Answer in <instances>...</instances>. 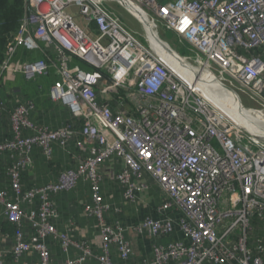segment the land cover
<instances>
[{
  "label": "built area",
  "instance_id": "1",
  "mask_svg": "<svg viewBox=\"0 0 264 264\" xmlns=\"http://www.w3.org/2000/svg\"><path fill=\"white\" fill-rule=\"evenodd\" d=\"M114 2L26 0L19 31L5 48L0 79L7 71L20 72L29 81L53 74L50 98L68 106L72 115L66 127L49 130L29 119L31 102L19 104L8 115L5 136L0 103V154L13 155L6 172L15 201L0 190L4 220L14 227L12 256L31 250L41 264H52L45 236L57 235L62 247L68 240L53 226L49 197L72 191L85 178L93 204L84 211L98 219L102 251L93 255L81 242L82 255L65 264H83L90 256L99 264H128L130 243L124 228L105 225L108 207L100 187L99 170L116 155L124 163L116 180L126 201L137 202L147 189L145 176L165 197L156 210L162 218L145 217L133 228L154 241L153 259L145 264H264L262 242L250 244L254 221L264 229V140L224 112L222 90L204 76L228 89L241 107L233 84L262 97L264 0H125L121 5L135 12L146 29L148 47L107 9ZM72 7L85 25L67 11ZM147 28L176 60L164 62ZM161 28L188 46L192 56H180L163 43L156 32ZM19 48L39 50L43 59L14 69ZM74 58L87 68L71 66ZM76 137L83 153L77 168L61 172L56 184L23 190L20 175L31 164L32 150L38 148L49 159L55 145L64 148ZM36 198V211L22 208ZM25 222L34 230L29 240ZM176 229L181 239L162 244ZM113 249L118 263L112 260ZM4 256L0 253V264Z\"/></svg>",
  "mask_w": 264,
  "mask_h": 264
},
{
  "label": "crops",
  "instance_id": "2",
  "mask_svg": "<svg viewBox=\"0 0 264 264\" xmlns=\"http://www.w3.org/2000/svg\"><path fill=\"white\" fill-rule=\"evenodd\" d=\"M83 25L85 23H82ZM90 29L92 35L95 36L96 32L92 25ZM39 46L42 50L48 49L43 43H40ZM51 56L55 57L53 54ZM41 59H43V55L39 50L28 51L19 48L13 59L12 67L19 70L24 63ZM70 64L71 66H79V64L84 66L75 58L71 59ZM55 80L53 74L40 76L32 81L24 78L20 72L7 71L3 74L0 79V103L3 106L5 136H9L10 132L8 125L9 113L19 104H26L27 102H31L34 106L30 111L29 119L37 127L59 130L72 123V115L68 106L62 102L52 101L50 98V90ZM78 142L79 138L76 137L64 148L55 145L49 159L44 157L38 148H34L29 157L30 166L20 175L23 190L56 184L59 181L61 172L75 170L77 168V158L83 155ZM12 156L8 152L0 154V190L7 191L9 200L14 202L16 196L11 191L10 178L6 172L12 164ZM123 170L124 163L116 155H111L104 161L99 170L101 194L104 204L108 207L104 215V223L107 226H121L124 228L125 237L132 250V257L127 263L145 264L153 259L154 241L146 234H137L133 228L145 217L162 218L156 210L165 197L154 180L149 176H145L143 182L146 184L147 189L140 195L137 202L126 201L121 185L116 180V175ZM49 201L54 212L53 226L58 235H65L68 240L67 245L62 247L61 240L57 235L45 236L43 241L49 251L51 263L65 264L66 261L81 256V248L77 246L81 242L92 250L93 255L101 254L103 243L101 226L95 215L87 214L84 211L85 206H92L93 204L89 185L85 178L80 179L72 191L51 195ZM21 206L26 210L36 211L39 207V200L36 198L33 205L22 203ZM0 215L2 217L0 223V253L5 254L4 264H41L35 251L23 252L18 258L12 256L11 251L15 245L14 227L4 220L2 206H0ZM23 231L27 240L34 235V230L27 222L23 224ZM180 237L181 234L176 229V234L172 237L163 238L161 243L167 244L171 240L181 239ZM257 241H261L264 246V229L254 221V229L250 238L252 248ZM111 257L113 262H119L116 250L113 249ZM83 264H99V262L95 256H90L86 258Z\"/></svg>",
  "mask_w": 264,
  "mask_h": 264
},
{
  "label": "rangeland",
  "instance_id": "3",
  "mask_svg": "<svg viewBox=\"0 0 264 264\" xmlns=\"http://www.w3.org/2000/svg\"><path fill=\"white\" fill-rule=\"evenodd\" d=\"M121 4L123 3L116 0L114 3H108L106 7L107 9L112 10V12H114L120 18V22L134 35V37L140 43H143V45L148 47L146 29L144 25H142L138 21L135 13L131 12ZM67 11L74 16V20L77 24L79 23L82 25V23H84L83 22L84 20L78 14L77 9L75 7L69 8ZM156 32L158 38L163 43H165L173 52H176L180 56H192V53L189 51L188 46H186L185 44L181 45L179 40H177L176 36L173 33L165 31L162 28L160 30L158 29ZM164 50L168 52L166 48H164ZM169 54L167 55L169 56ZM164 62L167 63V61ZM180 65L182 66V63H180ZM79 67L84 68V66H80V64ZM217 87L222 90L221 93L224 95V97L233 104L234 106L233 110L241 111L245 116L248 117V118L245 117L246 122H248V119H251L254 122H256V120H259V122L256 124L258 126V129L260 128L258 131H262L264 133V98L263 97H260L256 93L252 94L248 90L245 89L243 90V88H240L237 84L236 85L233 84L231 87L235 90V92L239 96L240 102L242 104L241 107L239 102L235 100V97H233L230 94V92H228V89L224 88L223 86L220 87L219 85ZM223 109L225 110L224 112L230 113L227 107L226 109L225 108ZM261 139L264 140V134L262 135Z\"/></svg>",
  "mask_w": 264,
  "mask_h": 264
},
{
  "label": "trees",
  "instance_id": "4",
  "mask_svg": "<svg viewBox=\"0 0 264 264\" xmlns=\"http://www.w3.org/2000/svg\"><path fill=\"white\" fill-rule=\"evenodd\" d=\"M25 10L26 0H0V65L4 60L7 44L19 31ZM86 68L85 66L84 69Z\"/></svg>",
  "mask_w": 264,
  "mask_h": 264
},
{
  "label": "bare ground",
  "instance_id": "5",
  "mask_svg": "<svg viewBox=\"0 0 264 264\" xmlns=\"http://www.w3.org/2000/svg\"><path fill=\"white\" fill-rule=\"evenodd\" d=\"M114 1H116V0H114ZM118 1H120L121 3H123L124 5H126L125 4V0H118ZM147 30H148L147 33H149V37L151 38L150 41L153 44L152 46L157 50L158 55L161 58H163L164 61H167V63L170 62V61L172 62L173 60H176L175 56H173L172 53L165 46L160 45V44H157V42L155 41L154 35L152 34L151 30L149 28H147ZM164 48H166L167 51L170 54L168 52H166L164 50ZM167 54H169V56ZM167 65H169V63ZM204 76H205V80L206 81H208L214 87L217 88V86H218L217 83H214L213 80L211 78L207 77L205 74H204ZM201 82L202 81H200V80L198 81L199 84H201ZM222 96H223V99L220 100L221 103L219 102V104L222 106V108H225L226 109V107H227V109L229 110L230 114H232V115L235 116L236 120H238V122H240L242 124V126L244 127V129L246 131L250 132L255 138L261 139V137H262V135L264 133L262 131H258L259 129L254 125L255 122L253 120H251V119H248V122H246V118L245 117H247V116H245L241 111L233 110L234 109L233 104L228 99H226L223 94H222ZM254 127H256V128H254Z\"/></svg>",
  "mask_w": 264,
  "mask_h": 264
},
{
  "label": "water",
  "instance_id": "6",
  "mask_svg": "<svg viewBox=\"0 0 264 264\" xmlns=\"http://www.w3.org/2000/svg\"><path fill=\"white\" fill-rule=\"evenodd\" d=\"M162 3H164V2H162ZM261 95H262V97L264 98V91L262 92V94H261Z\"/></svg>",
  "mask_w": 264,
  "mask_h": 264
}]
</instances>
